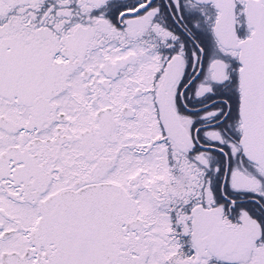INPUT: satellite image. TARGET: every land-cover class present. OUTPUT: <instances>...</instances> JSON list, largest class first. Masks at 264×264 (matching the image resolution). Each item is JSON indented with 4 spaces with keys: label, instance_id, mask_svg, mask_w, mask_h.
Listing matches in <instances>:
<instances>
[{
    "label": "snow or ice",
    "instance_id": "snow-or-ice-1",
    "mask_svg": "<svg viewBox=\"0 0 264 264\" xmlns=\"http://www.w3.org/2000/svg\"><path fill=\"white\" fill-rule=\"evenodd\" d=\"M0 264H264V0H0Z\"/></svg>",
    "mask_w": 264,
    "mask_h": 264
}]
</instances>
